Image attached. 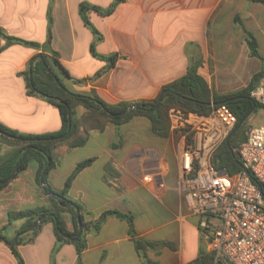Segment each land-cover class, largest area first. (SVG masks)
<instances>
[{"label": "crops", "instance_id": "obj_1", "mask_svg": "<svg viewBox=\"0 0 264 264\" xmlns=\"http://www.w3.org/2000/svg\"><path fill=\"white\" fill-rule=\"evenodd\" d=\"M115 2L0 0V25L7 34L39 44H7L0 36L2 124L33 134L61 128L58 107L45 96L29 92L30 69L33 75V66L42 61L43 54L66 89L80 93L95 90L109 104L154 99L165 85L185 75L192 63H199L198 72L206 79L203 71L209 67L213 46H228L230 61H239L235 40L240 30L245 32V37L240 36L245 44L248 32L256 37L262 55V3L123 0L112 12H103ZM54 53L68 74L53 64ZM110 55H116L112 66L107 59ZM76 111L80 116L86 108L78 105ZM113 143H117L114 148ZM17 147L0 135V165ZM181 154L179 133L169 129L167 135H158L148 117L136 115L119 126L108 122L103 130H91L84 145L64 153L60 165L49 172L48 181L57 189L63 188L76 165L93 157L69 190L86 211L95 218L108 209L134 214L139 236L170 243L147 250L148 257L158 264H211L201 216L193 211L194 200L183 181ZM38 169L39 161L31 158L0 191V231L9 238L25 222V218L9 222L11 211L50 205L49 196L37 184ZM65 219L68 229L73 230L69 212ZM86 244L80 255L84 264H144L128 221L116 215L108 216L98 231L88 232ZM18 250L25 264H79L76 246L58 244L52 222L43 224L34 239L18 245ZM201 256H205L203 261ZM0 264H18L2 239Z\"/></svg>", "mask_w": 264, "mask_h": 264}, {"label": "trees", "instance_id": "obj_2", "mask_svg": "<svg viewBox=\"0 0 264 264\" xmlns=\"http://www.w3.org/2000/svg\"><path fill=\"white\" fill-rule=\"evenodd\" d=\"M123 0H116L110 8L103 10L105 13H110L114 10L116 3ZM264 4V0H251ZM85 22L89 25L93 32L100 37L98 30L93 27L86 17ZM51 13L49 11V25L51 22ZM237 21L239 17H236ZM241 22V21H240ZM249 47L253 56H258L264 60V56L260 55L257 47L256 37L248 32ZM0 36L7 40V44L22 43L25 45L38 46L39 44L27 41L18 37L8 35L5 29L0 25ZM50 42V33L46 45ZM94 52V45H92ZM43 59L33 66V82L29 81V92L45 96L49 101L54 103L60 112L62 126L60 129L44 133H22L15 129L9 128L0 122V135L13 143L17 144V149L0 165V191H2L12 179L23 170L31 158L39 161V169L37 172L36 181L40 186V175L44 167L50 159L49 169L44 176L45 187L42 192H51L49 196V206H38L35 208H26L21 210L11 211L9 213V222L15 219L25 218L24 224L17 229L16 233L21 232V235L15 243L9 245V248L15 255L18 264H25L24 258L18 250V245L31 242L38 230L43 224L52 222L54 232L58 244L73 243L79 255V264H84L80 260L81 252L86 247V234L88 232H96L99 230L102 223L110 215H116L124 218L129 223V231L135 246L144 259V264H158L151 260L147 255L148 249H155L162 245H168L166 241H153L143 238L138 235L134 226V214L124 213L116 209H108L99 217L95 218L89 211L85 210L83 203L72 198L69 195V190L76 175L86 166L91 164L93 157L87 158L79 162L70 176L66 179L63 188L57 189L48 181L49 172L58 167L61 163L65 152L72 148L82 146L89 138L90 131L93 129L103 130L108 122H112L117 126L129 121L136 115H144L148 117L152 124V130L161 136L168 134L170 129V120L168 116L171 107H179L186 112H196L199 114H208L211 112L214 105L225 103L237 116L236 125L245 118L255 104L253 112L258 107L264 106L258 100L251 97V90L258 84L260 79L264 77V65L260 71L253 74L250 82L242 89L228 94L220 93L209 85L208 81L198 72L199 63H192L189 66L187 73L174 81L165 85L163 89H168L156 107L159 96L150 100H140L136 102L120 101L115 104L105 102L95 90L88 93L74 92L66 89L56 73H54L52 64L47 59L45 54ZM53 64L59 67L65 74L68 71L57 58V53H54ZM116 55L107 56L109 66L114 64ZM100 74V73H99ZM56 79L60 82L58 83ZM76 82H83L85 79L71 78ZM62 84V85H60ZM57 97V99H56ZM83 105L86 112L78 116L76 107ZM132 105L136 107L130 109ZM252 112V113H253ZM251 113V114H252ZM251 114L245 118L244 122L236 131H232L229 135V145L226 140L219 146L214 157V164L218 167H226L230 174H233L241 169V162L236 153V146L244 141L248 135L247 121ZM69 125H71L69 129ZM69 129V130H68ZM117 143H113L112 147H116ZM30 147L25 159L20 162L24 151ZM235 153V155L233 154ZM48 157V158H47ZM18 166V171L15 176L9 178L15 167ZM41 187V186H40ZM69 212L72 215L74 229L69 230L65 219V213ZM53 213L51 216L43 220L41 226L33 231L23 232V230L41 215ZM78 215L80 217L82 228L79 227ZM2 238L0 240H10L0 231ZM205 256H201L203 261Z\"/></svg>", "mask_w": 264, "mask_h": 264}, {"label": "built area", "instance_id": "obj_3", "mask_svg": "<svg viewBox=\"0 0 264 264\" xmlns=\"http://www.w3.org/2000/svg\"><path fill=\"white\" fill-rule=\"evenodd\" d=\"M250 95L264 105V83ZM168 116L170 129L182 137L181 173L201 216L211 264H264V125L251 128L236 146L241 169L230 174L214 164L237 122L227 104L208 114L174 106Z\"/></svg>", "mask_w": 264, "mask_h": 264}, {"label": "rangeland", "instance_id": "obj_4", "mask_svg": "<svg viewBox=\"0 0 264 264\" xmlns=\"http://www.w3.org/2000/svg\"><path fill=\"white\" fill-rule=\"evenodd\" d=\"M242 35L245 37V32L240 30L235 40L239 61H230L228 46H222L221 49L212 47L209 67L203 73L212 89L220 93L228 94L244 88L252 79L253 74L260 71L264 65V60L251 54L248 43H243V39L240 38ZM261 49V54L264 56V38ZM258 83H264V77ZM246 125L247 132L253 127L264 125V106L258 107L251 114Z\"/></svg>", "mask_w": 264, "mask_h": 264}, {"label": "water", "instance_id": "obj_5", "mask_svg": "<svg viewBox=\"0 0 264 264\" xmlns=\"http://www.w3.org/2000/svg\"><path fill=\"white\" fill-rule=\"evenodd\" d=\"M31 64H32V63H31ZM56 81H57L58 83H60L57 79H56ZM30 82H31V83L33 82V75H32V71H31V69H30ZM60 85H62V84H60ZM167 90H168V89H163V90L161 91V93L159 94V98H158V102H157V104H156V107H158V106L160 105V102L162 101L163 95H164V93H165ZM56 99H57V97H56ZM255 106H256V105L254 104L253 107H252V109H251V110L249 111V113L245 116V118L248 117V116L253 112ZM135 107H136L135 105H132V106L130 107V109H133V108H135ZM245 118L242 119V120H241V121L235 126L233 132L236 131V130L240 127V125L244 122ZM70 127H71V125H69V129H70ZM69 129H68V130H69ZM229 139H230L229 137L226 139V142H227L228 145H229V142H230ZM29 150H30V147H28V148L24 151V153H23V155H22V157H21V159H20V162H22V161L25 159V157H26V155L28 154V151H29ZM233 154L235 155V153H233ZM235 156H236V155H235ZM47 158H48V157H47ZM49 165H50V159L48 158V163H47V165L44 167V169H43V171H42V173H41V175H40V185H41V188H42V189H44V187H45V185H46L45 180H44V176H45L46 172H47L48 169H49ZM17 171H18V166L15 167V169L13 170V172L11 173V175L9 176V178L14 177ZM0 181H1V180H0ZM45 194H47L48 196H52V195H53L51 192H45ZM52 214H53V213H47V214H43V215H41L38 219H36V220H35L34 222H32L31 224H29V225L23 230V232L25 233V232L33 231V230L39 228V227L41 226L43 220H45L46 218H48V217L51 216ZM78 223H79V227L82 228V225H81V221H80V217H79V215H78ZM20 235H21V232H18V233L15 234V236H14L12 239H10V240H4V241H5L8 245H11V244H13V243L16 242V240L19 238ZM0 238H2L1 235H0Z\"/></svg>", "mask_w": 264, "mask_h": 264}]
</instances>
